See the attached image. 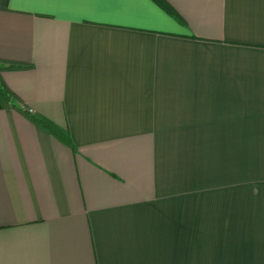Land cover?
<instances>
[{"label":"crops","instance_id":"0c3cea01","mask_svg":"<svg viewBox=\"0 0 264 264\" xmlns=\"http://www.w3.org/2000/svg\"><path fill=\"white\" fill-rule=\"evenodd\" d=\"M0 0V264H264V0Z\"/></svg>","mask_w":264,"mask_h":264},{"label":"trees","instance_id":"16d2710c","mask_svg":"<svg viewBox=\"0 0 264 264\" xmlns=\"http://www.w3.org/2000/svg\"><path fill=\"white\" fill-rule=\"evenodd\" d=\"M160 8H162L167 14L176 20H181L178 13L175 11L173 6L166 0H153ZM25 64H15L12 63L8 67H1L0 69H22L25 68ZM16 96L11 92V90L4 84L0 78V102L3 106L7 108H12L21 111L25 116H27L36 126L43 128L54 135L61 142L74 146L72 140L68 135L63 134L55 125H53L49 120L38 114H31L28 109L21 108L18 106L16 101Z\"/></svg>","mask_w":264,"mask_h":264},{"label":"snow or ice","instance_id":"6c2138e0","mask_svg":"<svg viewBox=\"0 0 264 264\" xmlns=\"http://www.w3.org/2000/svg\"><path fill=\"white\" fill-rule=\"evenodd\" d=\"M101 3H111V2H118V0H99Z\"/></svg>","mask_w":264,"mask_h":264},{"label":"built area","instance_id":"2783aa9c","mask_svg":"<svg viewBox=\"0 0 264 264\" xmlns=\"http://www.w3.org/2000/svg\"><path fill=\"white\" fill-rule=\"evenodd\" d=\"M30 112H32V111L30 110Z\"/></svg>","mask_w":264,"mask_h":264}]
</instances>
